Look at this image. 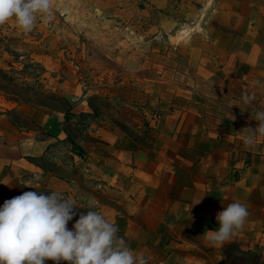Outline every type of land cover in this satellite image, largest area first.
Returning <instances> with one entry per match:
<instances>
[{"label": "rangeland", "instance_id": "obj_1", "mask_svg": "<svg viewBox=\"0 0 264 264\" xmlns=\"http://www.w3.org/2000/svg\"><path fill=\"white\" fill-rule=\"evenodd\" d=\"M51 3V20L37 14L30 32L15 19L0 25V122L49 141L41 171L26 180L40 189L25 185L18 195L54 189L72 198L69 228L95 198L148 264H215L211 255L216 264H264V245L251 236L217 249L177 242L158 231L151 210L152 196L157 208L169 204L168 195L160 200L165 175L151 164L163 161L156 153L177 124L201 119L237 139L257 127L227 80L236 58L264 52V0H212L207 11V0ZM150 172L159 185L147 183Z\"/></svg>", "mask_w": 264, "mask_h": 264}, {"label": "crops", "instance_id": "obj_2", "mask_svg": "<svg viewBox=\"0 0 264 264\" xmlns=\"http://www.w3.org/2000/svg\"><path fill=\"white\" fill-rule=\"evenodd\" d=\"M227 90L232 102L240 99L244 114L255 117L264 110V52L236 58ZM254 124L258 123L251 122ZM168 126L165 123L163 130ZM174 130L179 132L172 138L170 133L165 134L167 146L156 153L163 156V161L151 164L152 168L156 165L157 175H165L159 187L160 200L170 197L169 204L157 208L152 196V214L160 219L158 231L172 233L177 242L195 240L204 247L220 248L223 243L213 246L208 240L219 227L216 216L223 206L240 202L249 214L243 227L225 243L249 241L251 236V241L264 245V135H258L254 145H247L244 137L249 131L237 139L201 119L180 122ZM48 143L27 138L10 120L0 122V206L18 196L29 175L41 171L38 162ZM167 153L173 155L169 163L164 161ZM154 172L148 174L147 183L159 185L160 178ZM213 256L211 261L216 264Z\"/></svg>", "mask_w": 264, "mask_h": 264}, {"label": "clouds", "instance_id": "obj_3", "mask_svg": "<svg viewBox=\"0 0 264 264\" xmlns=\"http://www.w3.org/2000/svg\"><path fill=\"white\" fill-rule=\"evenodd\" d=\"M211 7L212 0H207L203 10ZM52 11L51 0H0V25L15 19L19 28L30 32L37 14L51 20ZM254 119L259 123L249 127L244 137L247 145H254L256 137L264 135V110L258 111ZM33 179L38 182L40 175ZM24 185L40 189L33 183ZM76 207L72 198L54 189L49 193L25 191L6 199L0 206V264H46V260L54 264H148L118 235V227L98 210L95 198L88 199L87 213H80L69 228L68 222L77 214ZM248 214L240 202L223 206L216 216L219 227L208 240L213 246L228 241L243 227Z\"/></svg>", "mask_w": 264, "mask_h": 264}]
</instances>
